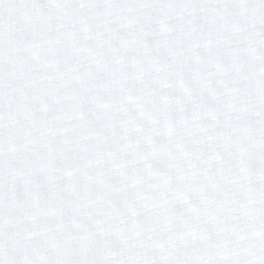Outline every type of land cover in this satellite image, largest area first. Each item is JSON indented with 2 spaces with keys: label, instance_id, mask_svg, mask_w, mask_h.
Returning <instances> with one entry per match:
<instances>
[{
  "label": "snow or ice",
  "instance_id": "snow-or-ice-1",
  "mask_svg": "<svg viewBox=\"0 0 264 264\" xmlns=\"http://www.w3.org/2000/svg\"><path fill=\"white\" fill-rule=\"evenodd\" d=\"M0 264H264V0H0Z\"/></svg>",
  "mask_w": 264,
  "mask_h": 264
}]
</instances>
